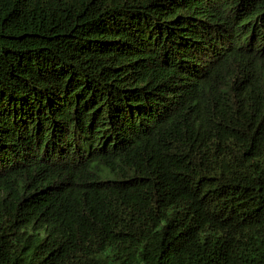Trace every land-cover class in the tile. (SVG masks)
I'll return each instance as SVG.
<instances>
[{"label":"trees","instance_id":"16d2710c","mask_svg":"<svg viewBox=\"0 0 264 264\" xmlns=\"http://www.w3.org/2000/svg\"><path fill=\"white\" fill-rule=\"evenodd\" d=\"M0 264H264V0H0Z\"/></svg>","mask_w":264,"mask_h":264}]
</instances>
